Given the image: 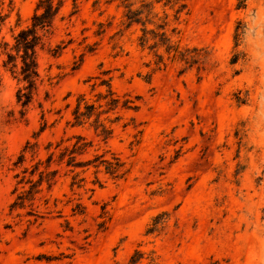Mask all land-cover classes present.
Returning a JSON list of instances; mask_svg holds the SVG:
<instances>
[{
    "label": "rangeland",
    "instance_id": "1",
    "mask_svg": "<svg viewBox=\"0 0 264 264\" xmlns=\"http://www.w3.org/2000/svg\"><path fill=\"white\" fill-rule=\"evenodd\" d=\"M37 1L0 0V44L30 24ZM108 1L77 0L70 18L67 0L51 46L72 42L58 58L40 52L44 83L25 115L0 48V264H131L135 251L136 264H264V0L244 8L239 0H187L177 38L207 48L210 59L205 71L184 73L179 64L156 70L132 31L113 39L122 9ZM99 23L106 32L97 36ZM111 76L119 96L139 97V109L119 110L107 140L91 123L69 125L67 103L82 93L96 100L105 88L93 85ZM76 135L91 145L77 161L115 153L126 178L79 168L85 181L72 186L75 173L53 165L56 183H44L33 205L12 209L29 188L19 184L30 177L25 167L46 160L48 143L71 147ZM78 203L84 214L73 212ZM162 212L164 227L147 234Z\"/></svg>",
    "mask_w": 264,
    "mask_h": 264
},
{
    "label": "trees",
    "instance_id": "2",
    "mask_svg": "<svg viewBox=\"0 0 264 264\" xmlns=\"http://www.w3.org/2000/svg\"><path fill=\"white\" fill-rule=\"evenodd\" d=\"M67 0H38L31 22L25 28L20 29L14 35V42L11 44L4 41L0 44L3 48L4 55L3 67L10 71L13 78L18 82L16 93L17 103L22 107L21 113L25 115L27 109L32 104L35 95L40 86L44 83L41 74L39 55L42 51H47L52 57L62 56L65 49L72 42L61 41L54 47L51 46V39L54 35L55 22L61 16V12ZM74 7L70 13V18L77 15L79 7L77 0H73ZM117 2L118 8L122 9V17L118 31L112 38L123 37L125 33L132 31L137 35L136 41L139 48L148 51L154 57L156 70L166 69L172 64L181 65L180 73L197 68L199 72L206 70V64L210 59V52L205 47L182 45L178 35L181 33L180 25L183 19L189 15L190 9L187 0H109L108 3ZM246 0H239L238 7L244 8ZM5 18L0 14V28ZM99 29L95 32L97 36L106 32L104 23H99ZM240 28L236 33L238 41ZM115 48L118 47L116 43ZM88 52H93V46L87 47ZM237 56L232 63L237 61ZM77 69V65L73 68ZM110 71H104L108 75ZM101 78V77H100ZM113 77L101 78L99 84L95 87H104L96 95V100L91 101L86 94H79L75 103L68 102L67 109H71V119L68 124L72 127L83 126L91 123L104 140L109 139L114 131L113 125L121 120L119 110L137 111L140 107L139 97L132 98L130 95L121 97L113 88ZM68 95L66 98H68ZM48 100V93L46 99ZM42 108L43 103L39 101ZM47 122L44 121L40 132L46 129ZM76 142L71 146L62 147V142L54 146L52 142L46 146L47 158L40 160L32 170L25 167L23 173L30 171V177L22 178L20 183L28 184L29 188L17 194L16 200L11 205L12 209L24 208L26 203L34 204L37 194L41 192V187L47 183L51 188L56 183L58 169H53V165H66L70 171L75 173L72 186L85 181V178H79L80 173L77 169L81 168L82 172L90 168L95 169V173L103 172L113 179L121 180L129 174V168L126 163L115 153L106 151L102 154H95L91 159L77 161V155H82L88 150L90 143L82 135L74 136ZM30 142L27 143L23 153L19 156L18 163L25 160V152L31 148ZM54 148V149H53ZM110 153V157H108ZM40 166H44L41 169ZM38 173L39 178L34 180L33 177ZM18 176V175H17ZM15 189L14 192H16ZM48 204V202H46ZM75 214H84L85 207L78 203L73 208ZM35 216L37 214L31 213ZM169 213L162 212L153 218L152 223L147 229V234H153L160 231L168 221ZM139 251H135L131 257V264H136L141 256Z\"/></svg>",
    "mask_w": 264,
    "mask_h": 264
}]
</instances>
